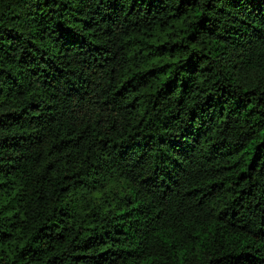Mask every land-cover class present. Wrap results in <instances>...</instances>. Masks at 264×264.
<instances>
[{
	"label": "trees",
	"instance_id": "trees-1",
	"mask_svg": "<svg viewBox=\"0 0 264 264\" xmlns=\"http://www.w3.org/2000/svg\"><path fill=\"white\" fill-rule=\"evenodd\" d=\"M0 264H264V0H0Z\"/></svg>",
	"mask_w": 264,
	"mask_h": 264
}]
</instances>
